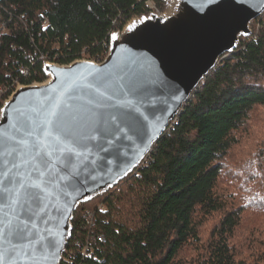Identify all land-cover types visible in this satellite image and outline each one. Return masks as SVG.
<instances>
[{"label": "trees", "instance_id": "obj_1", "mask_svg": "<svg viewBox=\"0 0 264 264\" xmlns=\"http://www.w3.org/2000/svg\"><path fill=\"white\" fill-rule=\"evenodd\" d=\"M146 1L0 0V85L44 81L45 61L97 60L110 32L150 11ZM152 1L165 8V0ZM250 29L192 90L143 162L77 206L60 264H264V146L255 159H238L244 176L235 186L219 187L244 141L240 131L264 109V11ZM84 209L93 212L91 226ZM86 238L95 257L82 259L75 239Z\"/></svg>", "mask_w": 264, "mask_h": 264}, {"label": "water", "instance_id": "obj_2", "mask_svg": "<svg viewBox=\"0 0 264 264\" xmlns=\"http://www.w3.org/2000/svg\"><path fill=\"white\" fill-rule=\"evenodd\" d=\"M263 11L264 0H171L168 12L164 8L160 14L133 16L112 31L102 61L44 62V81L20 85L10 94L0 107V132L19 111L72 104L74 88L94 76H109L112 87L104 95L111 99L98 111L116 114L115 123L123 129L108 138L111 144L98 136L87 141L86 148L69 145L82 154L77 170L49 190L52 222L47 227L59 243L46 250V257H23L16 264H60L77 206L103 194L141 164L192 90L224 53L236 49L241 35L251 33V21ZM114 33L119 37L115 41Z\"/></svg>", "mask_w": 264, "mask_h": 264}, {"label": "snow or ice", "instance_id": "obj_3", "mask_svg": "<svg viewBox=\"0 0 264 264\" xmlns=\"http://www.w3.org/2000/svg\"><path fill=\"white\" fill-rule=\"evenodd\" d=\"M118 38L115 33L111 37ZM110 81L109 76H94L72 90V104L19 111L0 132V264L46 257V250L59 243L47 227L52 222L49 190L77 170L82 154L69 145L86 148L87 141L115 137L123 130L115 123L116 114L98 111L111 99L104 95Z\"/></svg>", "mask_w": 264, "mask_h": 264}, {"label": "rangeland", "instance_id": "obj_4", "mask_svg": "<svg viewBox=\"0 0 264 264\" xmlns=\"http://www.w3.org/2000/svg\"><path fill=\"white\" fill-rule=\"evenodd\" d=\"M170 1L171 0H165V2H166L165 9L167 10V12L169 11ZM151 12L160 14L161 11H156V10L152 11L151 10ZM115 31H117V30H115ZM106 55H107V53H106ZM18 87H20V85ZM245 126H246L245 127L246 129L245 130L242 129L240 131V136L241 137L245 136L244 141L241 143V145H239L235 149L234 152L231 151V152H233V154L230 155L227 159V164L225 165L226 169H224V175L222 174V178H221V181L219 183V187L222 186L223 189L230 187L231 184L233 186H235L234 181L236 180V182H237L238 177L244 176L242 171H237V169L235 167L237 164L240 163V162H238V159H244L243 161H245L247 159L250 160L251 158L255 159L254 155H255L256 150L260 146L261 147L264 146V109L256 108L254 110V112L252 113L249 122ZM252 132H253V134H252ZM251 134H252V136H251ZM247 151L249 152L248 156L245 155V152H247ZM240 154H241V156H240ZM229 167H233L234 170L232 171ZM246 167L250 170L255 169V162L253 164L247 163ZM211 223H212V221L208 220V221H206L205 224L208 226ZM262 225H263V223L261 224V226Z\"/></svg>", "mask_w": 264, "mask_h": 264}, {"label": "built area", "instance_id": "obj_5", "mask_svg": "<svg viewBox=\"0 0 264 264\" xmlns=\"http://www.w3.org/2000/svg\"><path fill=\"white\" fill-rule=\"evenodd\" d=\"M148 7H149V10L153 11V10H157L154 2L152 0H147L146 1ZM111 34V32H110ZM108 51V50H107ZM107 51L105 52V54L101 57H99L97 60H94V61H102L107 53ZM84 59V58H82ZM24 69V72L27 73V69L23 68ZM21 85L18 81H14L13 83H4V84H1L0 85V98H3L4 100L6 98H8L10 96V94L19 86ZM6 96V97H5ZM5 97V98H4ZM145 159V158H144ZM143 162V161H142ZM99 208L101 209L102 206H99ZM81 219H82V222H84V224L91 226V224L93 223V212L90 210V209H84L82 212H81ZM71 236V234H70ZM92 238H94V236H92ZM99 239H102V236H98ZM91 240L90 239H87L86 240H82L80 241L79 239H75V244L77 245V248L80 249V253H81V256H82V259H87V258H93L95 257V246L92 242H90ZM79 264H88V263H85V262H80Z\"/></svg>", "mask_w": 264, "mask_h": 264}, {"label": "bare ground", "instance_id": "obj_6", "mask_svg": "<svg viewBox=\"0 0 264 264\" xmlns=\"http://www.w3.org/2000/svg\"><path fill=\"white\" fill-rule=\"evenodd\" d=\"M45 62H48V61H45Z\"/></svg>", "mask_w": 264, "mask_h": 264}]
</instances>
